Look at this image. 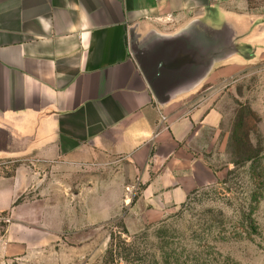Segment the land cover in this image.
Returning a JSON list of instances; mask_svg holds the SVG:
<instances>
[{
    "label": "crops",
    "instance_id": "obj_1",
    "mask_svg": "<svg viewBox=\"0 0 264 264\" xmlns=\"http://www.w3.org/2000/svg\"><path fill=\"white\" fill-rule=\"evenodd\" d=\"M252 65L264 0H0V161L20 163L0 178V264H82L64 230L120 216L136 185L144 225L213 185L191 145L220 118L198 90Z\"/></svg>",
    "mask_w": 264,
    "mask_h": 264
},
{
    "label": "rangeland",
    "instance_id": "obj_2",
    "mask_svg": "<svg viewBox=\"0 0 264 264\" xmlns=\"http://www.w3.org/2000/svg\"><path fill=\"white\" fill-rule=\"evenodd\" d=\"M224 54V62L233 56L228 51ZM252 66L236 81H207L198 90L210 97L207 111L214 108L220 124L196 126L191 147L214 169L215 183L191 192L156 225H144L140 211H129L140 196L142 185H136L126 196L120 216L85 231L71 227L64 230L70 234L68 246L86 247L82 264H264V68ZM196 108L192 103L186 117H191ZM248 112L256 115L255 123L242 122ZM253 125L257 134L250 131ZM244 126L250 132V143L261 150L253 167L251 163L233 164L238 161L234 134L246 131ZM19 164L0 161V178L12 175ZM118 167V163L112 165L103 177L111 178ZM126 170L130 178L126 181L131 184L132 168L127 166ZM102 172L98 170V176ZM250 210L257 232L247 236L242 230L246 225L243 213L247 216ZM2 215L9 217L8 213ZM8 225L0 223V235Z\"/></svg>",
    "mask_w": 264,
    "mask_h": 264
},
{
    "label": "trees",
    "instance_id": "obj_3",
    "mask_svg": "<svg viewBox=\"0 0 264 264\" xmlns=\"http://www.w3.org/2000/svg\"><path fill=\"white\" fill-rule=\"evenodd\" d=\"M245 120H249L250 122H254L257 121L256 115L252 112H248L246 114V116H244V118L242 119V122H246ZM248 121V122H249ZM248 127V124H246ZM247 127L244 126V130L246 131H242V133L239 134V132H237L236 134H234V146H236V151L238 154V161H233V164H235L236 166H243L245 164L251 163L252 167L256 164L257 161H259V156L261 153V150L256 149L251 143H250V132H248ZM250 131L253 134H257L258 133V129L256 125H253V128L250 129ZM253 200L256 201L257 197L256 195H254ZM252 215H253V210L249 211V214L247 213V216L245 213H243V218L246 221V225L245 227L242 226V230L243 232L247 235V236H251L252 234H256L257 232V227L255 225L254 220L252 219ZM125 230V233H127V230ZM112 252L110 251V255Z\"/></svg>",
    "mask_w": 264,
    "mask_h": 264
},
{
    "label": "built area",
    "instance_id": "obj_4",
    "mask_svg": "<svg viewBox=\"0 0 264 264\" xmlns=\"http://www.w3.org/2000/svg\"><path fill=\"white\" fill-rule=\"evenodd\" d=\"M11 219L9 217H5L0 213V223L5 222V223H10Z\"/></svg>",
    "mask_w": 264,
    "mask_h": 264
}]
</instances>
